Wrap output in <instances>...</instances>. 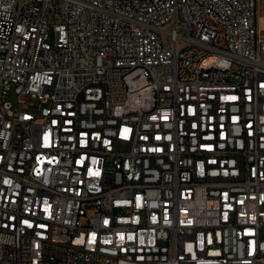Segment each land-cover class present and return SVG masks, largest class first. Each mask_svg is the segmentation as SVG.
<instances>
[{
	"label": "built area",
	"instance_id": "built-area-1",
	"mask_svg": "<svg viewBox=\"0 0 264 264\" xmlns=\"http://www.w3.org/2000/svg\"><path fill=\"white\" fill-rule=\"evenodd\" d=\"M262 1L0 0V264H264Z\"/></svg>",
	"mask_w": 264,
	"mask_h": 264
},
{
	"label": "rangeland",
	"instance_id": "rangeland-1",
	"mask_svg": "<svg viewBox=\"0 0 264 264\" xmlns=\"http://www.w3.org/2000/svg\"><path fill=\"white\" fill-rule=\"evenodd\" d=\"M260 17L262 20H264V0L262 1V4H261ZM17 99H18V96L15 90H12L7 98V101L12 105L13 108H16L17 106Z\"/></svg>",
	"mask_w": 264,
	"mask_h": 264
}]
</instances>
